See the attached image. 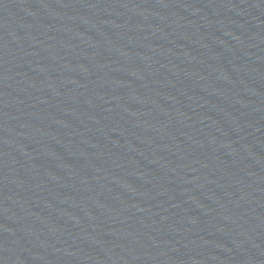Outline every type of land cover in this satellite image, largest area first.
<instances>
[{
    "label": "water",
    "instance_id": "water-1",
    "mask_svg": "<svg viewBox=\"0 0 264 264\" xmlns=\"http://www.w3.org/2000/svg\"><path fill=\"white\" fill-rule=\"evenodd\" d=\"M225 0H0V264H159Z\"/></svg>",
    "mask_w": 264,
    "mask_h": 264
}]
</instances>
